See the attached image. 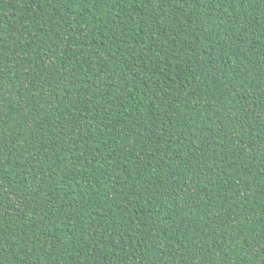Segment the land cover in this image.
<instances>
[{
  "label": "trees",
  "instance_id": "obj_1",
  "mask_svg": "<svg viewBox=\"0 0 264 264\" xmlns=\"http://www.w3.org/2000/svg\"><path fill=\"white\" fill-rule=\"evenodd\" d=\"M0 264H264V0H0Z\"/></svg>",
  "mask_w": 264,
  "mask_h": 264
}]
</instances>
